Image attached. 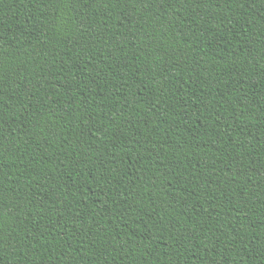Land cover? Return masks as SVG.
Instances as JSON below:
<instances>
[{"label": "trees", "instance_id": "1", "mask_svg": "<svg viewBox=\"0 0 264 264\" xmlns=\"http://www.w3.org/2000/svg\"><path fill=\"white\" fill-rule=\"evenodd\" d=\"M0 264H264V0H0Z\"/></svg>", "mask_w": 264, "mask_h": 264}]
</instances>
